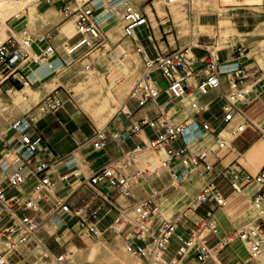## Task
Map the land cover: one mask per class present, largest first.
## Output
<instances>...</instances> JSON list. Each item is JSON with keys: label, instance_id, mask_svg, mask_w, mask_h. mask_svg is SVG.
<instances>
[{"label": "built area", "instance_id": "2783aa9c", "mask_svg": "<svg viewBox=\"0 0 264 264\" xmlns=\"http://www.w3.org/2000/svg\"><path fill=\"white\" fill-rule=\"evenodd\" d=\"M119 1L123 5L120 18L122 38L128 39L139 28L148 26L149 19L144 10L134 6L129 0ZM173 1L165 0V3ZM98 10V6L89 1L75 10L63 7L65 17L75 18L73 38L79 37L71 44L69 54H76L82 50L92 52L97 48L102 49L104 33L100 20L95 16ZM170 22V19L166 18L163 24ZM31 44L32 36L26 31H23L19 38L15 36L0 38V94L3 92L1 86L9 80L19 81L24 86V82L17 76L21 63L29 57L26 50ZM193 49L198 47L189 44L167 53H156L155 57L149 58L145 55L144 49L136 45L143 71L126 100L134 101L136 109L150 105L154 118L144 117L131 124L126 130V135H131L144 127L150 128L153 137L145 143L138 144L134 152L144 149L156 154L162 152L160 165L169 171L177 184L182 183L190 171L202 169L200 173L202 188L188 202L186 209L189 213H196L202 209L203 214L196 221H190L185 216L182 221L166 222L158 219L159 208L155 200L160 192L151 191L143 198L134 197L126 182L116 181L120 168H116L113 162L90 172L86 177L80 174L81 181L74 190L63 196L58 195L59 184L63 189L69 188V181L76 177L79 167L75 159L71 158L73 155L71 153L53 162L63 163L66 173L58 175L51 171L53 163L38 154L43 138L39 134L31 133L35 122L31 115L26 113L10 126V130L15 134L12 143L3 142L0 134V241L6 244V249L0 250V264H6L5 256L15 253L22 246L32 243L43 249V243L38 239V234L44 230L43 224L50 219L58 220L66 214L67 220L75 219L77 233L81 237L95 239L103 236L107 240H112L116 236H121L126 251L144 264H183L188 256H194L200 264H204L211 257V250L218 253L234 241L243 244L250 258H256L262 253L264 164L253 175L243 174L240 169L231 170L229 167L220 168L217 173L215 171L220 161L218 153L227 150L237 156L230 145L247 130L264 141V122L257 124L243 108L249 103L248 97L252 87L248 91H242L240 86L248 78V74L246 75L241 63H232L228 58L221 59L218 50L212 52L205 49L201 57H196L192 53ZM233 53L240 57L242 46L235 48L231 54ZM55 56L58 57L57 49L54 44L49 43L39 52L36 59L29 58V61L34 64L43 61L45 68L54 70L60 64L58 60L57 65L53 64L52 58ZM24 81L32 84L31 79L25 78ZM224 85L231 90L230 93L223 90ZM10 90L12 89L5 90V94ZM212 90H217L218 98L226 101L222 107L221 126H213L207 120L201 122L196 120L199 110L202 113L210 110V103L199 107L197 99ZM57 92L47 95L38 103L41 113H55L63 108L64 102L57 96ZM257 97L259 105L264 110V87ZM185 100L192 113L183 120L174 121L179 110L183 109ZM172 107H176V111L168 114ZM122 113L128 119L131 116L129 112ZM232 122L234 127L229 129L231 139L228 140L223 136V131ZM105 134L104 129L95 131L91 140L94 150L105 147ZM204 135L213 138L215 149L211 147L193 153L191 148ZM175 142H181V146L173 147ZM176 163L181 165V170ZM224 186L233 193L250 188V205L256 216L248 227L233 229L220 235L215 215L226 205V196L222 188ZM80 187L87 190L89 197L82 208H76L70 204L69 199ZM39 188L52 193L55 199L51 200L42 195ZM114 194H117L124 203L118 204ZM41 203L46 206L45 209ZM111 214L113 217L109 224L102 226V222ZM188 222L191 223V227ZM63 224L61 221L54 230H58ZM178 228L186 232L187 236L177 234ZM212 239H215L213 244ZM174 240L178 244L175 257L165 260ZM41 258L47 260L49 264L65 262L61 255H54L45 249Z\"/></svg>", "mask_w": 264, "mask_h": 264}, {"label": "crops", "instance_id": "0c3cea01", "mask_svg": "<svg viewBox=\"0 0 264 264\" xmlns=\"http://www.w3.org/2000/svg\"><path fill=\"white\" fill-rule=\"evenodd\" d=\"M100 1L102 0H98L95 2H100ZM111 1L113 0H110L109 2ZM135 1L138 2L139 4H142L143 6V2L145 0H135ZM42 2L38 3L36 7H37V11L43 16V20H44V24L38 30L39 34L43 38L44 43L43 45H41V43H38L37 47H33L34 40L36 41V39L32 35L33 39H32L31 47L33 48H30L31 50L29 49V51H27L29 55H31V53L33 52L34 56L32 55L31 56L34 58L39 54V52L43 48H45L49 43H52L53 35L57 34L56 37L60 39V41L65 40L62 46L64 44H68V45L73 44L74 42H72V40L75 38V37L73 38L74 34L70 36L69 38H65L64 34L60 31V29L65 24H67L70 20L75 19L74 17H68V18L65 17V15L62 12L63 7L71 8L69 4L72 6H75L73 5L74 1L73 0H43ZM215 2L218 6H226V7L230 6L228 0H215ZM41 4H43L46 7L43 9H40L39 5ZM92 4H96V3L92 2ZM146 7H149L151 13H153L152 16L154 18V21L157 22L156 27L153 26L152 21L150 20V17L148 16L149 25L146 27L139 28L137 31H135L134 38L132 41H134L136 45H139L140 47H142L144 49L145 55L149 58L155 57L156 53H159V52L167 53L170 50L178 48L179 47L177 46L178 43L175 40H174V48H172L171 43L168 40V36H166L167 40L162 41V42L160 41V39L163 38L162 34H161L160 39L156 37V31L159 32L161 28L163 30L162 33L167 34V31H164V27H163L165 25L163 24L164 21L161 22V19L165 20L166 18H169L170 21H173L169 8L167 7V9H165L166 13L164 16L159 17L156 7L145 5L144 8H141V7L139 8H141L142 10L144 9L146 10ZM75 9L76 8H74L73 10ZM153 10H155V12ZM59 13L64 17V19L60 18ZM146 13H147V10H146ZM106 14L107 13L104 12L102 16H105ZM95 16H96V13H95ZM201 17H206V15H202V16L199 15L198 22H199V18ZM96 18L99 20L101 19L97 16ZM157 20H159L160 22L158 23ZM205 26L208 27V26H213V25L206 23ZM169 31H171V29H169ZM179 40H180V44H184L182 40V35H180ZM196 47H198V49H193L192 53L196 57H201L204 54L205 49L201 48L199 44ZM57 52H58V57L55 56L52 58L54 65L58 64L57 60L59 61L58 58L60 57L59 51ZM224 58L225 57L221 59H224ZM226 58H228L229 61H233L231 57V52L229 55L228 54L226 55ZM25 63L28 66L32 67V71L30 73V72H27V70L25 72L24 70L20 69V73L18 74V76L21 78L20 80L24 81L25 78H28L32 80L31 83H34L35 79L42 78L41 74H43V71H45V66H44L43 61H39L38 64H34V63H31L29 60H27ZM255 74L253 75L251 73L250 74L251 77L247 78L246 80L242 82V86L243 85L248 86L250 83H252L251 94L248 97V100L254 97L252 100L250 99L251 101H249L248 105L243 108H244V111L248 114V116L253 121H255L257 124H259V123L264 122V114H261L255 111V108H253V102L258 98L257 97L258 94L261 92L262 88L264 87V78L263 76L261 77L255 76ZM6 84H10V89H15V87H20L21 83L16 80H9L6 82ZM159 84H161V82H159ZM23 89L24 87L21 90ZM21 90H13V91H21ZM223 90L225 92L228 91L225 85L223 86ZM57 96L60 98V100L64 102V105L69 100V99H64L62 94L59 93V91L57 92ZM218 96H219V92L217 90H212L208 92L206 95L197 99V103L199 107H202L207 103H210V110L208 112L202 113V111L199 110V115L196 117V120L198 122L207 120L213 126H221L222 107L225 105L226 101L223 98L222 99L218 98ZM25 97H26V101L29 104L27 110L24 111L20 116H17L16 114L11 115L10 120L14 121V118L16 120L20 118L21 116H23L24 114L30 113L32 111L31 109L33 108L35 109V107L37 106L38 103L35 104L31 109H29L31 106L30 104L32 100H30V98H27L26 95ZM131 101L132 100H128V101L126 100L125 105H124L126 110L125 111L120 110L106 124V127L104 128L105 133H106L105 134L106 135V145L104 148L100 150H94L91 146V140L94 136L95 131L98 129L94 128L92 134H90L89 136H86L82 132L81 124L75 123V120L71 118L72 115L68 114L64 106L62 110L61 109L59 110L58 114L54 113L56 120L60 121L61 127L48 128V127H43L44 125L41 126L39 124L40 128L42 127V132H41V131H37L38 127L36 125H33V128L31 129V133L39 134L43 138V142L38 152L41 158L47 160L48 162L53 163L54 160H56L57 158L73 153L71 158L75 159V162L77 163L79 167L76 172L77 174L76 177L71 178L69 181V188L63 189V187L59 184L57 188V191L59 192L58 195L63 196L71 192L72 190H74L78 186L79 181H81V177L79 178L80 174L86 177L90 174V172H93L110 162L114 163V161H117L118 163L117 168H120V169L117 174L116 181L126 182V184L130 186L131 193L134 197L143 198L146 195H149L151 191L160 192L159 196L155 200V203L159 208L158 209L159 210L158 219L159 218L163 219L166 222H171L175 220L182 221L185 216L190 221H196L197 219L194 220L192 216L194 218H198L200 215L203 214V212H200L199 210L196 213H191V216H190L188 214L189 212L186 209V207H187L188 202L191 199H193L198 194L200 189L202 188V178H201V187L199 190H197L196 188H193L192 186H188L182 189V191H179L176 189L179 186V184L174 182L169 171L165 168H162L161 165L158 163L159 159L163 157L162 153L155 154V153L150 152V154L140 156L139 154L145 153V152H141V153H135L133 155H130L134 153V150L138 144L142 142L145 143L148 140H150L153 137V133L150 128L144 127L131 135H126L127 128H129L131 124H135L136 122H138L141 118H144V117H147L148 119L154 118V114L153 112H151L150 105L142 109H136L135 102L132 101L134 105L132 108H129L128 103H130ZM186 102H187L186 100L183 102L184 103L182 106L183 109L179 110L178 114L174 117V121L183 120L186 116H189L192 113V111L190 110ZM122 111L129 112L131 114L130 118L129 119L126 118L123 115ZM59 113H61V115H59ZM66 115L72 121L71 125H75L76 129L71 130V131H68L66 129V125H67ZM64 120H66V123H63ZM13 121L9 122V121L3 120L0 123V129H1V125H6L7 127L5 131L0 132L1 139L3 142L12 143V141H14L15 134L13 131L10 130V125ZM232 127H234L233 122L230 123L226 127V129L223 131V135L229 134L230 132L229 129ZM147 129L150 130L149 134L146 132ZM251 133L255 136L246 145L240 148L235 147L234 144L236 140L239 139V137L233 140V142L231 143V147L235 151L237 156L232 152L230 153L231 156H228V157H226L228 153H224V154H220V152L218 153L220 161L215 167L216 173L218 172L220 168H223V167H229L231 170H233L234 168L240 169L243 174L248 173L252 175L255 174L260 169V167L264 164L261 162V158L260 159L258 157L253 158V155H254L253 150L257 147V144L259 143L257 142V140L259 141V139L256 134H254L253 132ZM65 137H68V139L65 140ZM81 137L85 140L82 143H81L82 141ZM180 146H181V142H175L173 144V147L175 148L180 147ZM211 147H212L211 136L204 135L202 136V138H200L198 143L194 145L193 148L195 151L194 152L192 151L193 148H191V151L193 153H197L203 149H209ZM57 148H61L62 152H57L56 151ZM221 153H223V151H221ZM67 159L69 161L70 157H68ZM233 162L235 163L231 164ZM176 166L180 170L182 169L179 163H176ZM51 171L54 173H57L58 175H61L67 172L63 168V163L58 162V161L53 163ZM197 171L201 173L202 169L198 168ZM185 179L187 180V177ZM190 179L193 180L194 176L193 177L191 176ZM100 188L105 190L103 186H100ZM222 188L226 196V205L223 208L219 209L215 215L216 221L219 225L220 235L226 232H229L232 229H238L236 228L234 224L235 220L231 219L229 216V208H230L229 204L238 199L242 201L245 197L243 193L246 191L244 190L243 192H240V193H233L231 192V190L226 188V186ZM40 193L46 197L47 195L52 196L50 198L51 200L55 199L53 194H49L47 192H42V191ZM88 197H89V194L87 190H85L84 187H80L70 197L69 202L73 207L82 208L83 203L87 201ZM114 198H116L118 204L124 203L123 200L117 196V194H114ZM227 205L229 208L227 207ZM163 213L166 216H164ZM179 213L180 215L174 220L169 219V217L174 218ZM112 217H113V214L109 215L102 222V226L109 224ZM61 218H63L61 221L64 224L61 227H59L58 230L56 231L54 230L53 232H50V231L48 232L44 228L45 225L49 223L47 222L43 226L44 230H42L38 234V239L43 243V249L32 243L26 246H22L18 248L15 253L7 254V256H5L6 264H38L40 262L49 264L47 260H43L41 258V254L44 249L48 250L50 253L54 255H61L66 251L67 245H69L70 243L74 244L77 247L82 246V244H84L83 237H81L77 233V225H76L75 219L67 220L68 217H64V216H61ZM237 220L239 221V218ZM52 221L55 223L56 227L57 225L61 224V222L57 219L52 220ZM188 225L190 227L192 226L191 223L189 222H188ZM176 233L181 234L184 237L187 236V233L183 232L181 228H178ZM63 235L64 237L66 236L64 240H62ZM75 240L79 241V243L77 244ZM214 242H215V239H212V244ZM177 245L178 244L175 240L172 241L168 254L167 256H165V260H169L170 258L175 257L174 255L176 252ZM253 259L254 258H250L246 248L243 246L241 242L234 241L228 244L218 253L212 254V256L204 264H264V250L259 256L255 258V260ZM141 263L144 264V262L142 261ZM183 264H200V263L195 259L194 256H188L184 260Z\"/></svg>", "mask_w": 264, "mask_h": 264}, {"label": "rangeland", "instance_id": "374dc122", "mask_svg": "<svg viewBox=\"0 0 264 264\" xmlns=\"http://www.w3.org/2000/svg\"><path fill=\"white\" fill-rule=\"evenodd\" d=\"M42 1L43 0H38L34 4L36 12H38L37 7H36L37 4L42 2ZM73 1H74L73 5H75V6H72L69 4V6H71L72 10L74 8L79 7L81 4H83L86 1L93 2V3L97 4L99 10L96 12V16L101 18L100 23H101V27H102V30L104 33V40L101 44L102 49L98 50V48H97L96 50H94L92 52L91 51L88 52L87 50H82L76 54H67L66 51L64 50V47L66 46V44H64L62 46V44L65 40L60 41V39H58L56 37L57 34L53 35L52 43L55 45L57 51H59V53H60L59 54L60 55V57H59L60 64L57 65V68L54 70V73L56 71H59V74H60L65 69H73L76 66L78 67V65L80 63L85 62L87 67H89V70H91V73L93 75L101 74V75H103L106 82L111 81V82H113L114 86H117L118 84H120L123 81L125 75L123 74L124 71L121 69L120 63L115 61L111 57V49H113L116 44H125V45L130 44L132 46L134 45V47L136 48V44L134 41L127 40L126 38H122V31H121L122 24H121V20H120L121 15H122L121 9H120V12L118 14H115L113 11L110 12L109 9L107 8L108 2L110 0H102L100 2H95V0H73ZM130 2L132 4H134V6L141 7V8H144L145 5L155 7V4L159 3L160 5H162V10H163L162 15H160V13L157 11L159 17H162L165 15V13H166L165 9H167V7L169 8V11L172 15L169 4H166L165 1H163V0H159V1L145 0L143 2V6H142V4H139L138 2H136L135 0H130ZM45 7L46 6H44L43 4L39 5L40 9H43ZM201 8L204 9V11L206 13L200 14V16L206 15V17L199 18L200 24L205 25L206 23H209L210 25H216L217 24L216 22L218 20L217 18H219L218 11H217V4L215 3V7L212 8L213 13L212 12L209 13L210 7L207 5H202ZM240 8H242V10H240L238 12H234L236 14L230 16V18H232L231 27L234 26V27H232L233 29H232L231 35H230V33L220 34L219 30L215 27H208V28H200L199 27L198 29L197 28L194 29V31H196L199 35L197 38V42L201 48L210 50L212 52H215L218 50V54L220 55V58H223V57L226 58L227 54L229 55L230 52H233V50L235 48H237L241 45L242 46V55L240 57H238L237 53L236 54L233 53V55L231 54V57L236 59V62H239L242 64V66L246 70V72H245L246 75L248 74V78H250L251 77L250 74L255 72V71H257L255 76H260V77L263 76V78H264V57H261V48L264 47V27L260 28V26L258 24L261 21H264V10L258 9V6H252V7L251 6H241ZM144 11L146 12L145 9H144ZM153 11L155 12V10H153ZM104 12H106L107 14L105 16H102L104 14ZM147 15L150 17V20H151L152 15H150L149 12H147ZM59 16H60V18L64 19V17L60 13H59ZM25 17L26 16H24V15L18 16V17H13V18L7 20L3 25L1 24V21H0V30H2V34H1L2 36L0 35V37L6 38L10 35L14 36V35H17L21 30L26 29L29 31L30 34H32L35 37L36 41L34 40V45H36L37 41H39L38 39L42 40L43 38L41 37V35L35 34L30 29V27L28 25L29 22H28L27 18H25ZM172 19H173V15H172ZM70 21H72V22H68L67 24H65L63 26V27H65L64 29H62V28L60 29V31L64 34V36L66 38H68L71 35V33L75 31V27H74L75 19L70 20ZM157 21H158V23L160 22L159 20H157ZM163 21L164 20L161 19V22H163ZM171 22L166 23L163 26L164 31H167V34L162 33L163 30L161 28L159 32L156 31V37L160 39L161 34H162L163 38L160 39V41L162 42V41L167 40L166 36H168V40L171 43L172 48H174V40L178 43L177 46H179L180 48H183L184 46L189 45L188 42H185L184 44H180V40H179L180 35H185V33H184L185 31L180 29L177 26V24L174 22V19ZM169 29H171V31H169ZM220 31L221 32L225 31V28L222 27L220 29ZM54 37H56V38H54ZM78 38L79 37H75L72 40V42H75ZM223 40H224V42H223ZM43 43H44V41L42 40L41 45H43ZM222 43H224V46L221 45ZM137 46H139V45H137ZM31 55L34 56L33 53H31ZM134 56L136 58V61L142 66V71H143V64H142L141 58H140V56H138L136 51H134ZM234 62H235V60H234ZM20 69L24 70L25 72L27 70V72H30V73L32 71V67L28 66L26 63H24L20 67ZM54 73L52 75H54ZM45 74H46L45 72L43 74H41L42 78L36 79L34 81V83H32L30 85L32 89L36 90V89H38L39 86L42 85V83L46 79V78H44ZM17 77L19 79H21L19 76H17ZM21 81H23V80H21ZM157 81L159 82V80H157ZM133 84L134 83H132L131 85L127 86L124 89L125 91H123L121 93V96H122L121 98L127 97V95L129 93V91L131 90ZM249 86H252V84H249ZM9 88H10V84L5 83L1 86V90L3 92L0 94V123H1L4 115L9 111L8 108H10V106H8V105L12 102L13 97H15V95H16V94H12L11 92L5 94L4 91L8 90ZM22 88H23V86L20 84V87H15V89H13V90H21ZM67 88H68V86H66V85H60V86H57L56 88H52L47 93H44V94L39 95V96H35V94L30 93V92H26L27 98H30V100H32V102L30 104L31 106L29 109H31L35 104L39 103L43 98H45L47 96V94L49 95L55 91H59V93L62 94L64 99H69L66 102V104L64 105V107L67 110L68 114L72 115L71 118H73V120H75V123L81 124L82 132L86 136H89L90 134H92L94 128H96L98 130H103L105 128V127H103V125L96 124L97 123L96 121L98 118L97 116L94 117L95 115L92 116L93 114L90 112H83V111H80L79 109H77V107L75 106L71 97L69 96L70 95L69 91L71 89H67ZM245 88L247 90L250 89V87H248L247 85L245 86ZM253 98H250V99L252 100ZM250 99H249V101H251ZM133 105H134V103L132 101L130 103H128L129 108H132ZM6 107H7V110L4 111V108H6ZM37 107H39V105ZM253 108H255L256 112L264 114V110L259 105V101L257 99L253 102ZM31 110H32L31 112L35 111L34 108ZM58 112L59 111L55 112V114H58ZM59 115H61V113H59ZM38 116H36L37 119H34V122H35L34 125H36L38 127L37 131L42 132V127L40 128V125L41 126L44 125L43 127H48V128H55V127L59 128V127H61L60 121L56 120L54 113H49V114L41 113V116H39V117ZM66 120H67L66 129L68 131L76 129L75 125H71L72 121L68 118L67 115H66ZM66 120H64L63 123H66ZM6 129H7L6 125H1L0 132L5 131ZM146 132L149 134L150 130L147 129ZM225 136H226V138H229V139L231 137L229 134H226ZM254 136L255 135H253L250 131H247L246 133H244L242 135V137H239V139L236 140V142L234 144L235 147L240 148V147L246 145L250 140L253 139ZM67 139H68V137H65V140H67ZM81 139H82L81 143L85 141L82 137H81ZM211 140H212V147H213V149H215L214 140L212 137H211ZM257 142L262 143L261 140H259V141L257 140ZM56 151L62 152V149L57 148ZM192 151L193 152L195 151L194 148L192 149ZM224 153H228L226 155V157L231 156V154H230L231 152H229L227 150L223 151V153L220 152V154H224ZM149 154H150V152H149ZM161 159L162 158L159 159V162H158L159 164H160ZM262 163H264V162H262ZM191 176L192 177L194 176L193 180L190 179ZM188 186H192L193 188H196L197 190L200 189L201 177H200L199 171H197V170L190 171L189 175L187 176V180L185 179L182 183H180L176 189L179 191H182V189H184L185 187H188ZM250 191H251L250 188L246 189V191L243 193L245 197L242 201L240 199H238L236 201L231 202L229 204L230 208L227 205V207L229 208V216L231 219L235 220L234 224H235L236 228L248 227L251 223V220L256 216L255 210L250 205V197H249ZM41 206L44 209L46 207L43 203H41ZM200 212H203V210L200 209ZM188 214L191 216V213H188ZM163 215H164V213H163ZM179 215H180V213L178 215H176L174 218L169 217V219L174 220ZM253 215H254V217H253ZM164 216H166V215H164ZM192 218L194 220L197 219V218H194L193 216H192ZM238 218H239V221L237 220ZM62 219L63 218H60L58 220L61 222ZM54 229H56V227ZM54 229L53 230L51 229L50 232H53ZM62 237H63L62 240H64L66 238V236L64 237V235ZM116 237H118V236H116ZM116 237L112 240H107L103 236H99L98 238H95V239L83 237L84 244H82V246H79V248L85 247L86 245L92 246L95 248H99L101 242H105L109 246H114V244L117 240ZM75 242L77 244L79 243V241H77V240H75ZM122 243H123V240H122ZM93 245H95V246H93ZM117 247H118V251H120V252L125 251L124 243L121 246L117 245ZM61 255H63L65 257L64 253ZM129 258L136 264H142L141 261L134 256H129ZM253 260H255V258ZM38 264H45V263L40 262Z\"/></svg>", "mask_w": 264, "mask_h": 264}, {"label": "bare ground", "instance_id": "6f19581e", "mask_svg": "<svg viewBox=\"0 0 264 264\" xmlns=\"http://www.w3.org/2000/svg\"><path fill=\"white\" fill-rule=\"evenodd\" d=\"M37 1L38 0H0L1 24L3 25L7 20L13 17L24 15L26 16L25 18H27L29 22L28 25L30 29L35 34L40 35L38 30L44 24V20H43V17L38 12L35 11L34 4ZM95 1H98V0H95ZM155 1H159V0H155ZM228 1L230 4L229 7L217 5V11L219 15V18H217L218 20L216 22L217 24L213 26H208V27L217 28L220 34L230 33L231 35L232 29H233L232 27L234 26L231 27L232 18H230V16L236 14L234 12H238L242 10V8H240L241 6H251V7L258 6V9L264 10V0H228ZM215 3H216L215 0H174L172 3H169L174 22L177 24V26L180 29L185 31L184 32L185 35H182L183 43L188 42V44H192L193 46H198L197 38L199 35L196 31H194V29L195 28L198 29L199 27L208 28L205 25L203 26L198 22L199 15L201 13H206L204 9L201 8V6L202 5L209 6L210 7L209 13H211L212 8L215 7ZM155 7L157 11L160 13V15H162L163 14L162 5H160L159 3H156ZM107 8L109 9L110 12L113 11L115 14H118L120 12V9H121V14L123 11V5L119 0H113L109 2ZM146 10L147 12L150 13V15L153 14L151 13L149 7H146ZM151 21H152L153 26L156 27L157 22L154 21L153 16L151 17ZM69 22H72V21H69ZM258 24L260 28L264 27V21H261ZM222 27L225 28V31L221 32L220 29ZM64 28L65 27H62V29ZM23 31H26L29 35L32 36V34H30L29 31L26 29L21 30L17 35H14V36L19 38L20 34ZM74 33L75 31L72 32L70 36H72ZM1 34H2V30H0V35ZM133 38H134V35L128 38L127 40H133ZM1 39H5V38H1ZM32 39H33V36H32ZM38 40L39 41H37V44L41 43L43 39L42 40L38 39ZM37 44L34 45L33 47H37L38 46ZM221 45L224 46V43H222ZM33 47H31L30 45L26 51H29V49ZM70 48H71V45H68V44H66V46L64 47V50L66 51L67 54L70 53ZM134 51H136V48L134 47V45L132 46L130 44L128 45L116 44L114 48L111 49V57L115 61L120 63L121 69L124 71L123 74L125 75L123 81L117 86H114L113 82L111 81L106 82L103 75L101 74L93 75L91 73V70H89V67H87L85 62L80 63L78 67L76 66L77 68L74 67L73 69H65L60 74H59V71H56L54 73L55 69L53 70L52 68L51 69L45 68L44 72L46 74L44 75L45 76L44 78L46 79L44 80L42 85L38 87V89L36 90L32 89L29 86V83L24 81L23 90L13 91L12 89L8 91V93L11 92L12 94H16V95L15 97H13L12 102L8 105L10 106V108H8L9 111L4 115L2 121L3 120L9 121V122L13 121V120H10L11 115L16 114L17 116H20L24 111L27 110L29 104L26 101V97H25V95L27 94L26 92H30V93L35 94V96H39L40 94L48 92L52 88H56L57 86H60V85H66L68 86L67 89H71L69 91L70 92L69 96L71 97L77 109L83 112H90L93 114V115L91 114L92 116L95 115L94 117L97 116L98 118H97L96 124L103 125V127H106V124L109 122V120L119 110H124V111L126 110L124 105H125V101L127 97L121 98L122 97L121 93L125 91L124 89L127 86L131 85L132 83H135L141 76L142 66L136 61V58L134 56ZM28 56L29 57L27 60H29V58L36 59L38 55L35 58L29 54ZM261 57H264V47L261 48ZM232 60H233L231 61L232 63L236 62V59H234L233 57H232ZM25 61L23 62L25 63ZM23 62L21 63L20 67L24 64ZM53 73L54 75H52ZM240 87L242 91H248L244 85L242 86L241 84ZM248 87H251V86L248 85ZM230 92L231 90L228 89L227 93H230ZM37 106L35 108V111L30 113L33 119H36V116L41 115V112L39 111V107ZM5 110H7V107L4 108V111ZM174 111H176V107H172L169 110L168 114H171ZM18 119L15 120L14 118V121L11 123V125ZM229 135H230V132H229ZM223 136L225 137V139H228L226 138L225 135ZM261 142L262 143H258L257 147L253 150V153H254L253 158H256V157H258L259 159L261 158V162H264V141L261 140ZM148 151L151 153H154L153 151L149 149H144L141 151H136L130 155H133L135 153L145 152L143 154H139L140 156H143V155L149 154ZM114 165L117 168L118 166L117 161H114ZM38 190L39 192L42 191V192H47L49 194H52L48 192L47 190H45L44 188H39ZM47 197L51 198L52 196L47 195ZM66 215H62V216L67 217ZM52 220H55V219H51L50 221H47L49 223L46 222L47 224L46 223L43 224V226L46 224L44 228L47 231H50L51 229L53 230L56 227L55 223ZM116 238L117 240L114 246H109L107 245V243L101 242L99 248H95V247L88 246V245H86L85 247L79 248L75 246L74 244L70 243L67 246L66 251L64 252L65 257L61 255L62 258L65 260L63 264H136L129 258V256H132V255L128 253L126 249L123 252L118 251L117 245L121 246L123 243H122L121 236H118ZM1 249H6V244L0 241V250ZM212 254H216L215 250H211V256Z\"/></svg>", "mask_w": 264, "mask_h": 264}]
</instances>
